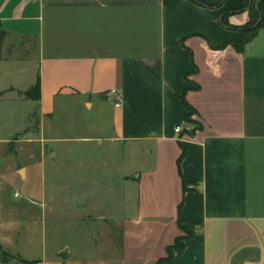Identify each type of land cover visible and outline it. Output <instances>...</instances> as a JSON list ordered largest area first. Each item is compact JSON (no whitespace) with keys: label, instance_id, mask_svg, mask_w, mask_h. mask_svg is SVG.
<instances>
[{"label":"crops","instance_id":"1","mask_svg":"<svg viewBox=\"0 0 264 264\" xmlns=\"http://www.w3.org/2000/svg\"><path fill=\"white\" fill-rule=\"evenodd\" d=\"M262 8L264 0H0V62L13 58L8 39L38 49L31 88L40 82L42 140H59L45 124L72 102L96 113L83 126L95 135L83 139L97 146L62 152L80 169L66 182L70 219L93 215L82 176L98 154L115 175L98 183L109 189L97 253L72 255L66 244L55 261L264 264V24L242 44ZM181 220L191 236L161 261L183 236Z\"/></svg>","mask_w":264,"mask_h":264},{"label":"rangeland","instance_id":"2","mask_svg":"<svg viewBox=\"0 0 264 264\" xmlns=\"http://www.w3.org/2000/svg\"><path fill=\"white\" fill-rule=\"evenodd\" d=\"M8 40L4 54L10 53L13 58L0 62V264H26L22 260L39 259L47 264H64L63 260H54L62 245H70L72 255L97 253L96 241H101L105 227L97 215L102 213V197L109 189L106 183L100 187L98 183L115 180V175L98 160L103 154H98L82 176L88 183L83 190L90 197L88 206L93 215L85 220L70 219L75 209L66 182L80 178V169L72 171L69 165L77 159L65 158L62 152L97 146L83 139L95 135L92 129L83 127L88 118L95 117V110L72 102L58 122L45 124V134L54 132L52 138L58 136L59 140H42L36 102L25 96L38 75L37 46L21 43V39ZM192 115L190 123L194 124ZM51 148L61 152L58 159L50 156ZM188 231L185 226L183 236Z\"/></svg>","mask_w":264,"mask_h":264},{"label":"trees","instance_id":"3","mask_svg":"<svg viewBox=\"0 0 264 264\" xmlns=\"http://www.w3.org/2000/svg\"><path fill=\"white\" fill-rule=\"evenodd\" d=\"M262 15H261V20L258 23V25H255L254 22H250L246 27H245V38L243 39V43L245 44L247 41H249L251 39V37L255 34L256 29L259 25L264 24V8H262ZM3 37L4 34L2 32H0V58H1V54H2V44H3ZM25 96L28 99L34 100V101H39L41 98V86H40V82L37 81V83L30 88L28 91L25 92ZM183 106L187 109V114L185 115V120L187 122H191V115L196 113V110L186 101V99L184 97H182L181 99ZM185 155V150H183V153L179 159V161L182 159V157H184ZM184 189L185 191L188 189L187 187V183H184ZM180 226L181 229H185V225L183 224L182 220L180 221ZM191 236V232L188 231L186 233L185 236H181L178 237L174 244L169 246L167 248V257L162 259L161 261H169L175 252L181 253L183 252L184 248H185V242L186 240ZM23 263L26 264H37L38 261H28V260H22Z\"/></svg>","mask_w":264,"mask_h":264},{"label":"built area","instance_id":"4","mask_svg":"<svg viewBox=\"0 0 264 264\" xmlns=\"http://www.w3.org/2000/svg\"><path fill=\"white\" fill-rule=\"evenodd\" d=\"M108 94L112 97V99L114 101V106L119 107L121 104V92L117 88H113L109 91ZM180 130H181V127L177 126L176 131L179 132ZM37 264H45V263L39 261V262H37Z\"/></svg>","mask_w":264,"mask_h":264},{"label":"water","instance_id":"5","mask_svg":"<svg viewBox=\"0 0 264 264\" xmlns=\"http://www.w3.org/2000/svg\"><path fill=\"white\" fill-rule=\"evenodd\" d=\"M0 247H1V243H0Z\"/></svg>","mask_w":264,"mask_h":264}]
</instances>
